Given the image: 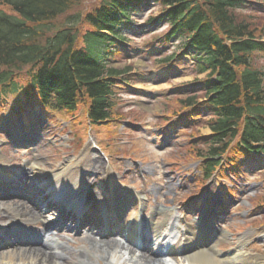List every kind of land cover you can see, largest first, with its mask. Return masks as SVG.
<instances>
[{"label": "trees", "instance_id": "trees-1", "mask_svg": "<svg viewBox=\"0 0 264 264\" xmlns=\"http://www.w3.org/2000/svg\"><path fill=\"white\" fill-rule=\"evenodd\" d=\"M140 1L150 2L98 0L85 14L84 0H1L15 14L0 9V86L36 93L47 105L54 94L56 107L72 112L84 105L89 120L109 119L115 106L111 78L119 70L108 59ZM158 1L161 19L170 23L168 36H182L183 47L192 44L203 61L202 96L212 116L206 156L230 149L264 152V67L256 62L264 35L242 15L243 0ZM110 10L119 16L104 17ZM21 76L26 88L18 83ZM195 98L180 103L193 106ZM215 163L208 159L207 169Z\"/></svg>", "mask_w": 264, "mask_h": 264}, {"label": "rangeland", "instance_id": "rangeland-1", "mask_svg": "<svg viewBox=\"0 0 264 264\" xmlns=\"http://www.w3.org/2000/svg\"><path fill=\"white\" fill-rule=\"evenodd\" d=\"M260 1L264 2V0ZM245 8L246 10L243 11L242 15H247L249 18L252 17V24H257V31L264 35V5L262 4V9H259L262 10V12L250 9L259 8V5L251 1L245 4ZM143 17H149L148 12ZM136 20L140 21L141 18ZM165 27L166 25L161 23L158 26L150 27L153 28L152 30L157 31L153 35L150 31H143L140 34L134 36V38L130 41V46L128 47L130 55L126 53L122 55L121 58L119 57V59L113 62V66L118 67L119 69L130 66V64H132L133 62L134 70L130 73L129 78L133 79L134 81L132 83H129L128 88L124 87L122 91L120 90V97L118 99L120 103L118 109H121L125 114V118L130 121L128 124H125L126 127L124 125L123 127H118V123H116L115 121H111L109 125H96L95 123L93 125H89L87 120L83 119V117H79L73 123L71 122V120H69L68 122L70 123V128H66V130L71 131L70 137L72 138V140H69V146L67 147L64 145L65 143H60L61 141L59 136L57 139L58 141L54 140L55 143L53 144H50L48 140H45V142H43L39 139L35 142V144H28L27 142H22L20 140L19 141L21 144H16V142H12L6 137L5 134L0 132V173H6L7 176L19 175L20 178L26 173L27 175H30L29 177H31L32 179H38L39 175H41L42 173V170H45L46 172H53L54 170L58 171L61 170L62 167H65L62 166L65 163L70 164L71 168H73V166L76 164L75 162L80 156V154H77V150L79 151L83 148V141L87 139V144L91 143L90 145H93L92 139H94L93 137H95L97 140H100V144L107 149L106 145H103L101 143L104 141L101 135L104 134L106 139L111 142L113 141V134H115L114 139L117 138V132L115 128H119L118 133L121 134V137L124 139L115 141L116 145H120V150L113 149L112 153L115 156H121V158L116 160L118 162L117 165V162L114 160L115 170L121 172V168L124 166V164L126 166L128 162H134L133 159L135 158L140 160L146 167V170L149 171V174L143 176H140L139 173L135 171L130 175L123 177V184L131 185L135 183L136 186L140 188L144 182L147 184L151 183V186H158V183H164L166 179V177L163 175L164 170L163 168L157 167L158 161L162 159H164L165 162L166 160L168 162H172L173 165L175 164L177 166L175 167L177 169H180L183 173L192 171V174H195L196 172L194 171V169L186 168H193L200 164L202 165V161L205 160L206 151L209 145H207V143L200 138L206 134L208 135L210 133V130L207 127V124L202 122V118H204V116L201 117V119L198 121L200 123H198V134L195 135L196 137H189L188 132L182 133L176 130H181L183 128L181 126L182 120H179L180 117H175L168 122L171 115L168 116L169 114L167 113L172 111L178 112L182 109L178 99L183 97L189 90L192 91L195 88L193 86L197 84V81H195L194 78L196 76L198 78H201L203 77V74L196 75V71H192V69L189 72L181 71V69H178L177 67L173 70H170L169 72H165L164 69H156L157 64H154V57L158 58L159 53L162 52L164 48H159L158 41L153 42V39L156 36L162 34L165 31ZM166 47L167 50L170 49L167 45ZM145 50L149 51V53L145 52ZM143 52H145L146 54H143ZM257 58V64L264 67V52L258 53ZM18 82L22 86H24L27 80L25 79V77L21 76ZM196 92H198V90ZM6 94L10 97V93L7 92ZM143 98H145L146 100ZM11 100L12 99H6V104L3 103V107L0 108V116L2 114H5V111L8 109H17V106ZM165 113L166 116L164 115ZM52 115L53 117H56L54 115V112L52 113ZM18 116L19 114L17 113V117ZM15 122L18 123V119H16ZM54 122L55 121L52 120V124ZM182 123L188 122L187 120H183ZM172 124L174 126L173 131L169 129L168 134L166 130H164L165 128L163 126L170 128ZM131 125L132 127L134 126V128L130 129ZM187 127H190V123L187 124ZM59 128L60 127L56 129V125H51V123L44 125V128L42 129V138L49 136L52 137V139H56L57 135L55 133L58 132ZM109 128L111 130H109ZM1 130L2 127H0V131ZM109 131H111V134L108 133ZM193 133L195 132L193 131ZM154 137L162 139L161 145H163L166 139H169L171 142L169 143V146H165L166 150L159 151L158 149L154 148L155 146L152 147L155 142H153ZM188 144L190 145L187 146ZM194 146H197L201 152L199 161H196L194 159L197 157V151L193 150ZM85 148H87V146ZM93 156L95 158H98V163L102 165V168H95L94 171L103 172V168L108 167V165H106L104 162V156L98 151H96ZM130 156L132 158H130ZM244 160L245 159H243L241 163H243ZM255 161H258V159H255ZM32 164H36L37 168H39L40 170L32 169ZM89 165H92V158H87V161L84 162L85 167L83 168V170L80 169V174L82 175L81 181L85 183L90 177L89 175H86L88 171H91L89 169ZM258 169V167L249 168L248 166H245L243 170L246 175H244L243 178L240 177L236 180V182L238 183L236 184V187H238V189L234 187V190L232 191L233 194L237 192L238 196L235 198V200L227 199L225 205L219 206L217 208V214L215 218L218 217L221 220V224L230 222L225 227L227 235H229V238L225 241L229 243L233 242V239H235L236 244L238 245V243L241 241H238V238L243 239V235H249V233H251V230H255L257 232L256 227L264 225V174L259 173L264 169ZM196 174L197 175L195 177L202 178L200 175H198V172ZM134 176L138 177L136 178L137 182H135ZM189 178L190 176L188 175L187 180H189ZM200 184L201 186L204 185V183L202 182H200ZM192 185L193 184H191L189 187L186 184H184V186L182 185L184 188L182 191L180 190V196L183 195L185 191H193ZM211 187L215 193H219L218 189L215 186ZM252 187L254 188L252 191H250V188ZM175 188L176 187H173L172 189V192L174 194ZM198 188H200V186ZM13 189L15 192L16 190L18 191L16 192L17 194L21 193V190L16 188V185L13 187ZM16 193L15 195H17ZM206 195L207 193L203 195V197H205ZM11 197L12 196H10V198L8 199L6 198L4 200H0L1 224H9L10 222L9 213L6 211V207L10 205L13 206V201L18 200L20 204L27 201V198L23 195L21 199L17 200H11ZM97 197L99 198V196ZM240 198L244 199L239 203ZM88 199H91V196H89ZM189 203L190 205H187L185 207L189 208L187 209L189 212L184 211L182 213L183 216H188V220L194 216V213H191V210H193V208H199L198 205H194L192 207V200L189 201ZM147 204L154 205V202L152 201V199H150V201L148 199ZM236 205L239 208H237ZM150 211V207L146 208L141 213L142 217L149 215ZM244 211L246 215H243V218H240V213ZM257 212H260L263 217L254 218L256 217L255 213ZM136 213L137 211L135 208H130L128 210V213L125 214L126 219L129 220L133 218L134 214ZM27 221L28 220H26V222ZM33 224H36L38 226L37 229L42 228L38 220H34V222H32V225ZM256 232L254 234H256ZM223 234H225V232ZM235 236L236 238H234ZM57 238L65 243L64 249L66 252L71 253L72 259L75 255L72 254L73 250H82V246H84V248L89 246V243H87V246L83 240L79 241L81 239H84L85 237L75 241L68 240L66 237H63V235H60V237L57 236ZM96 248H98V246ZM248 248L249 246L245 247L244 251H247ZM256 248L258 250L264 249V247ZM10 249L11 248L9 247L7 249L2 248L0 249V251L6 254V252H9ZM249 252L251 254L257 253L256 250H249ZM0 257H2V255H0ZM19 257L20 256L14 258L13 260H9V258L4 255L3 258L8 262L6 260H3V258H0V264H28V262L23 263L22 261H20ZM91 257L92 256L88 255V262H91ZM113 260L115 264H127L125 261L121 260V257L118 256H116V258ZM256 262L264 264V259H256ZM52 264L55 263L53 262ZM93 264H95V259ZM130 264L132 263L130 262Z\"/></svg>", "mask_w": 264, "mask_h": 264}, {"label": "bare ground", "instance_id": "bare-ground-1", "mask_svg": "<svg viewBox=\"0 0 264 264\" xmlns=\"http://www.w3.org/2000/svg\"><path fill=\"white\" fill-rule=\"evenodd\" d=\"M85 10V14L87 13V9L83 8ZM117 13L113 10L108 11V13L104 14V17H117ZM100 18V17H98ZM111 28H107V30L110 32ZM91 157V156H90ZM98 158L92 160V165L99 166V163L97 161ZM101 163V162H100ZM61 170H54L53 172L49 171H43L41 175H39V179L41 181V184H37L35 182V186H31V188L37 189V186L42 189L41 195H44L42 197L43 200H46L48 196L56 197L57 199L66 200L68 203L73 202L77 195L80 194L75 193L77 189L80 188L81 182H79V175L80 173V165L77 163L71 168V165L68 163L63 164ZM90 166V165H89ZM77 167V168H76ZM32 169H37L36 164H32ZM24 176H26L24 174ZM27 178V177H26ZM98 178V177H97ZM100 178V177H99ZM98 178V180H99ZM38 182V181H36ZM74 196V197H73ZM19 201H13V206L6 207V211L10 214L11 221L16 220L18 217H21V221L23 220H30L33 218H36L37 220L44 221V217L39 213L36 212L35 208L27 202L19 203ZM103 204V202H100ZM49 204V203H48ZM76 204V203H75ZM53 205V203L49 204ZM76 210H81L82 206H79L76 204L75 206ZM80 213V211H78ZM23 218V219H22ZM47 220V219H46ZM139 224V222H138ZM87 242L89 243L88 250H86L87 254H77L75 258L78 260L76 263L70 261L71 257L68 255L67 252H57L54 251L55 248H58L55 245L42 246L41 244L37 243H30L29 247H13L9 250V252L0 251V255H2L3 258L4 255L9 258V260H13L14 258H17L20 256V261L23 263L28 262V264H52L53 262L59 263V264H93L95 259V264H105L103 262L111 263L112 256L110 255V251L112 249L118 248L117 245H119L118 242L110 241V240H100L99 242L92 240L91 238H86ZM98 246V249L96 247ZM123 249V247H121ZM53 250V251H52ZM14 251V252H13ZM87 255L92 256L91 262H88ZM208 255L206 252H200L199 254L190 256L187 258L188 264H225L227 261L222 260H215L212 257H207ZM3 260H6L3 258ZM31 260V261H30ZM7 261V260H6ZM8 262V261H7Z\"/></svg>", "mask_w": 264, "mask_h": 264}]
</instances>
